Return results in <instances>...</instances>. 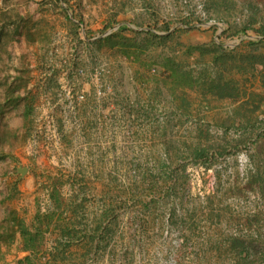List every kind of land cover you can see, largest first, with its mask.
Segmentation results:
<instances>
[{
    "label": "rangeland",
    "instance_id": "rangeland-1",
    "mask_svg": "<svg viewBox=\"0 0 264 264\" xmlns=\"http://www.w3.org/2000/svg\"><path fill=\"white\" fill-rule=\"evenodd\" d=\"M5 203L4 264H264V0H0Z\"/></svg>",
    "mask_w": 264,
    "mask_h": 264
},
{
    "label": "crops",
    "instance_id": "crops-1",
    "mask_svg": "<svg viewBox=\"0 0 264 264\" xmlns=\"http://www.w3.org/2000/svg\"><path fill=\"white\" fill-rule=\"evenodd\" d=\"M108 102V101H107ZM127 103L135 102L133 96L129 97ZM121 106L119 103L106 104L99 98L89 97L85 104H83L78 110L77 115L79 116L78 125L76 123L70 124L69 121L65 125V129H69V145H64L70 147L74 150L79 148L89 151H97L100 148L111 145V141L114 138L121 140V135L118 132L119 123L121 117L128 120L132 117L134 118V113L126 114L121 112ZM73 114V113H71ZM118 121V122H117ZM77 134H80L79 138ZM114 135V137H113ZM83 136V137H82ZM18 167L17 169H19ZM32 178H28V183H32ZM31 188V187H29ZM24 191V190H22ZM3 207V208H2ZM0 205V223L6 218L7 214V203ZM5 212L3 215L2 213Z\"/></svg>",
    "mask_w": 264,
    "mask_h": 264
},
{
    "label": "trees",
    "instance_id": "trees-1",
    "mask_svg": "<svg viewBox=\"0 0 264 264\" xmlns=\"http://www.w3.org/2000/svg\"><path fill=\"white\" fill-rule=\"evenodd\" d=\"M1 228L2 227H0V230H1ZM22 231V236H23V238H24V244H23V250L24 251H32V252H35L36 251V245H34V238H31V239H29V241H26V239H25V233L26 232H24V230L22 229L21 230ZM38 234V233H37ZM2 239H3V237H2V234H0V264H4V260H5V257H4V254L2 253V247H3V245H2ZM26 260H29V258H26Z\"/></svg>",
    "mask_w": 264,
    "mask_h": 264
},
{
    "label": "water",
    "instance_id": "water-1",
    "mask_svg": "<svg viewBox=\"0 0 264 264\" xmlns=\"http://www.w3.org/2000/svg\"><path fill=\"white\" fill-rule=\"evenodd\" d=\"M18 172L20 173V175L23 177L25 176V174L28 172L27 168H19Z\"/></svg>",
    "mask_w": 264,
    "mask_h": 264
},
{
    "label": "built area",
    "instance_id": "built-area-1",
    "mask_svg": "<svg viewBox=\"0 0 264 264\" xmlns=\"http://www.w3.org/2000/svg\"><path fill=\"white\" fill-rule=\"evenodd\" d=\"M101 94H102V91L101 90H98V95H101ZM83 99H84V96L83 95L79 97V100H83Z\"/></svg>",
    "mask_w": 264,
    "mask_h": 264
}]
</instances>
